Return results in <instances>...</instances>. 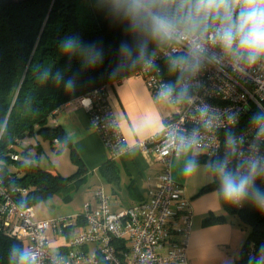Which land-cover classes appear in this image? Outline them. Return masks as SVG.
I'll use <instances>...</instances> for the list:
<instances>
[{
    "label": "built area",
    "instance_id": "obj_1",
    "mask_svg": "<svg viewBox=\"0 0 264 264\" xmlns=\"http://www.w3.org/2000/svg\"><path fill=\"white\" fill-rule=\"evenodd\" d=\"M185 52L183 44L168 43L134 73L145 80L156 102L166 100L175 108L162 132L140 143L162 168L147 199L113 212L110 196L98 188L91 196L94 203H85L75 220L71 216L36 220L33 206L18 204L0 182V233L23 242L25 249L36 253L38 264H188L192 213L182 188L171 178L170 161L186 146L204 150L213 163L223 160L229 157L230 138L244 155L254 142L264 155V137L257 141L251 124L253 113L264 112V61L243 71L228 63L208 64L192 76L173 64ZM108 86L88 92L76 103L87 111L116 160L127 146L108 104ZM236 162L232 157L229 167ZM256 186L264 189V178L257 179ZM76 226L80 231L71 234ZM57 235H65L66 242L52 248L50 240ZM260 248L253 243L246 247L248 262L257 256L264 261Z\"/></svg>",
    "mask_w": 264,
    "mask_h": 264
},
{
    "label": "trees",
    "instance_id": "obj_2",
    "mask_svg": "<svg viewBox=\"0 0 264 264\" xmlns=\"http://www.w3.org/2000/svg\"><path fill=\"white\" fill-rule=\"evenodd\" d=\"M85 1L89 13L82 20L77 0H0V182L5 192L23 206H34L45 196L85 179V166L73 148L70 153L77 169L70 176H61L38 163L42 143L54 146L66 140L63 128L53 123L55 113L102 85L133 75L168 44L154 43L134 31L130 20L114 7L117 0ZM69 36L77 38L83 48L93 46L100 52L95 67H86L79 55L62 51L61 43ZM145 41V54L139 57L138 47ZM122 45L133 49L132 57L122 54ZM70 78L74 81L72 89L66 88ZM27 139L36 144L24 145ZM100 172L109 180H117L115 160L103 163ZM203 189L218 190L231 217L250 226L242 247L244 258L235 263L249 264L246 247L264 244V213L250 199L244 200L241 208L226 202L216 177ZM14 245L25 249L23 242L0 233V264H10Z\"/></svg>",
    "mask_w": 264,
    "mask_h": 264
},
{
    "label": "clouds",
    "instance_id": "obj_3",
    "mask_svg": "<svg viewBox=\"0 0 264 264\" xmlns=\"http://www.w3.org/2000/svg\"><path fill=\"white\" fill-rule=\"evenodd\" d=\"M114 7L130 20L134 31L154 43L183 44L186 52L173 64L192 76L208 64L222 67L228 63L243 71L264 61V0H117ZM146 47V41L139 45V57L144 56ZM61 48L69 56L79 55L86 67H95L101 59L100 52L93 46L83 48L79 40L71 36L62 41ZM121 51L126 58L134 54L127 45H122ZM73 86L70 78L66 88ZM251 124L257 129L256 140L259 141L264 137V112L253 113ZM229 150V157L211 165L224 200L239 204L250 199L257 210L264 213V190L256 186L257 179L264 178V155L259 154L255 142L244 155L231 138ZM232 157L237 162L229 167ZM196 167L195 160H188L184 174L193 173ZM259 251L264 253V245ZM9 260L10 264H38L34 251L15 245ZM249 264H264V261L259 256L250 257Z\"/></svg>",
    "mask_w": 264,
    "mask_h": 264
},
{
    "label": "crops",
    "instance_id": "obj_4",
    "mask_svg": "<svg viewBox=\"0 0 264 264\" xmlns=\"http://www.w3.org/2000/svg\"><path fill=\"white\" fill-rule=\"evenodd\" d=\"M107 91L108 104L127 146L115 160L117 180H109L100 172L101 165L111 159V155L84 108L76 101L66 103L55 113L53 123L60 125L66 135V140L58 145L63 149L73 148L85 166V178L94 185L90 198L94 190L103 188L110 196L112 211L115 208L121 211L147 199L155 186L162 168L140 143L162 132L165 119L174 112L170 108L174 106L156 102L145 80L134 74L109 83ZM32 141L29 144L35 145ZM46 144L42 143V151L44 146L50 148ZM188 160H195L197 167L193 173L185 175L183 170ZM38 163L44 169L56 170L42 166L39 159ZM212 164L204 150L191 146H186L179 157L170 161L171 178L182 188L192 213L188 264L226 263L237 235L232 222L234 217L223 206L218 190L203 189L215 180ZM209 217H221V220L209 222Z\"/></svg>",
    "mask_w": 264,
    "mask_h": 264
},
{
    "label": "rangeland",
    "instance_id": "obj_5",
    "mask_svg": "<svg viewBox=\"0 0 264 264\" xmlns=\"http://www.w3.org/2000/svg\"><path fill=\"white\" fill-rule=\"evenodd\" d=\"M77 2L79 13L83 20V18L89 13L88 5L85 0H77ZM161 101L170 103L166 100ZM170 110L173 111L175 108L171 107ZM30 142L33 143L31 139H27L25 140L24 145H28ZM46 145H49L48 147L50 148L44 146L43 151L40 152L38 158L42 166L55 168L61 176H70L76 171L77 163L74 162L69 148L63 149V147L58 144L54 146H50V144ZM93 186L94 185H92L91 182L89 183L87 178H85L79 183L71 184L62 188L57 193L45 196L33 206L36 214L35 219L48 220L56 217L71 216L72 219L75 220L77 215L83 213L84 204L91 201L93 202L90 198V192L94 188ZM115 198L116 197L114 196V200ZM113 211L116 212L118 209L115 208ZM232 220L237 229V235L232 247L229 249V259L224 264H235L237 260L244 258V255H242V247L245 245L250 232V226L243 224L237 217L232 218ZM78 231H80V229L76 226L71 234L77 233ZM64 242H66V236L57 235L56 237L51 238L50 247L58 248L59 245ZM26 243L27 241H25V244Z\"/></svg>",
    "mask_w": 264,
    "mask_h": 264
}]
</instances>
